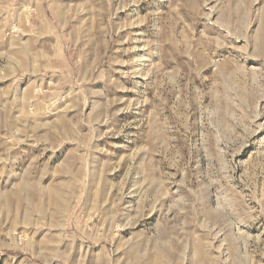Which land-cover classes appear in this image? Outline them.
Returning a JSON list of instances; mask_svg holds the SVG:
<instances>
[{"label": "rangeland", "instance_id": "374dc122", "mask_svg": "<svg viewBox=\"0 0 264 264\" xmlns=\"http://www.w3.org/2000/svg\"><path fill=\"white\" fill-rule=\"evenodd\" d=\"M0 264H264V0H0Z\"/></svg>", "mask_w": 264, "mask_h": 264}]
</instances>
